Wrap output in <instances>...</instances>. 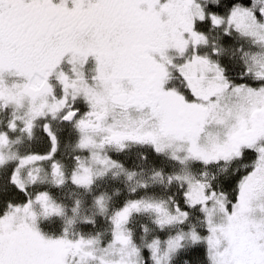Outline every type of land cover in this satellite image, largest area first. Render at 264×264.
<instances>
[{"label": "snow or ice", "instance_id": "snow-or-ice-1", "mask_svg": "<svg viewBox=\"0 0 264 264\" xmlns=\"http://www.w3.org/2000/svg\"><path fill=\"white\" fill-rule=\"evenodd\" d=\"M0 264H264V0H0Z\"/></svg>", "mask_w": 264, "mask_h": 264}]
</instances>
